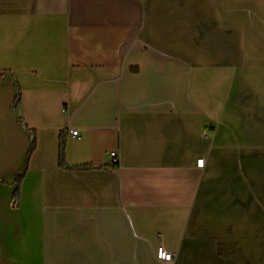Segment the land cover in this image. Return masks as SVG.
Returning a JSON list of instances; mask_svg holds the SVG:
<instances>
[{
	"label": "crops",
	"instance_id": "0c3cea01",
	"mask_svg": "<svg viewBox=\"0 0 264 264\" xmlns=\"http://www.w3.org/2000/svg\"><path fill=\"white\" fill-rule=\"evenodd\" d=\"M24 170L0 264H264V0H0V180Z\"/></svg>",
	"mask_w": 264,
	"mask_h": 264
},
{
	"label": "trees",
	"instance_id": "16d2710c",
	"mask_svg": "<svg viewBox=\"0 0 264 264\" xmlns=\"http://www.w3.org/2000/svg\"><path fill=\"white\" fill-rule=\"evenodd\" d=\"M20 101H21V91L19 89L18 86V91L16 94V97L14 99V101L12 102V110L14 111V113L17 116V121L19 123V125L24 128L25 130H27L30 133L31 136V146L30 149L27 153V161L29 160V158L31 157L34 149H35V145H36V140H35V131L33 129H30L22 120V118L17 115L16 111L20 105ZM65 149H66V145H65V141L63 139L60 140V145H59V163L61 166H63L64 168H72V169H79V170H86V169H90L91 166H87V165H83V166H73L70 167L65 163ZM26 170H24L23 172H21L20 174H18L17 176L14 177L13 180L9 181V180H0V183H5V184H9V185H13L16 184V190H15V198L17 199L19 197V190H20V186L21 183L24 179Z\"/></svg>",
	"mask_w": 264,
	"mask_h": 264
},
{
	"label": "built area",
	"instance_id": "2783aa9c",
	"mask_svg": "<svg viewBox=\"0 0 264 264\" xmlns=\"http://www.w3.org/2000/svg\"><path fill=\"white\" fill-rule=\"evenodd\" d=\"M79 135V131L78 130H72V136L73 137H78ZM110 156L112 157L114 162H117V153L116 152H111ZM203 166V160L200 159L197 162V167L201 168ZM156 257L158 259L159 262L163 263V264H173L174 262V254L167 251L164 247H160L157 250V254Z\"/></svg>",
	"mask_w": 264,
	"mask_h": 264
}]
</instances>
